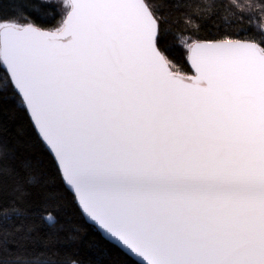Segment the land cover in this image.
Segmentation results:
<instances>
[{"label":"snow or ice","instance_id":"obj_1","mask_svg":"<svg viewBox=\"0 0 264 264\" xmlns=\"http://www.w3.org/2000/svg\"><path fill=\"white\" fill-rule=\"evenodd\" d=\"M68 8L0 20V62L83 211L142 264H264V39L192 43L181 76L151 0Z\"/></svg>","mask_w":264,"mask_h":264},{"label":"trees","instance_id":"obj_2","mask_svg":"<svg viewBox=\"0 0 264 264\" xmlns=\"http://www.w3.org/2000/svg\"><path fill=\"white\" fill-rule=\"evenodd\" d=\"M151 3L160 17V47L170 70L182 76L193 74L185 42L264 39V0ZM62 19L52 1L0 0V20L55 31ZM8 77L0 62V262L13 264L23 253L36 264H138L82 217ZM48 214L52 222L44 219ZM14 224L31 231L18 234Z\"/></svg>","mask_w":264,"mask_h":264},{"label":"water","instance_id":"obj_3","mask_svg":"<svg viewBox=\"0 0 264 264\" xmlns=\"http://www.w3.org/2000/svg\"><path fill=\"white\" fill-rule=\"evenodd\" d=\"M70 11V9H69ZM66 19V16L65 18ZM43 30V29H42ZM47 31V30H45ZM240 41V40H239ZM208 42V41H207ZM241 42H246V41H241ZM195 43V42H194ZM190 56H191V52H190V47L188 49V54H187V61H188V64L193 72V74L189 75V76H192L195 74V70L191 67V59H190ZM4 68L6 69V66H4ZM7 71V69H6ZM8 75L10 76V74L8 73ZM179 75V74H178ZM182 76V75H181ZM15 91L18 93V90L15 89ZM21 99H22V95L18 94ZM23 101V100H22ZM24 103V107H25V110L27 112V115L37 133V135L39 136L40 140L43 142V144L45 145V147L47 148V150L49 151V153L51 154L57 168H58V159L55 158V153L51 150L50 146L47 145V142L43 140L42 138V134L39 133V128L35 125V120L32 118L31 116V111L27 108V105L25 102ZM58 171L60 173V176H61V179L63 181V184L65 185V187L73 194L74 198H75V201H76V204H77V207L82 215V217L85 219L86 222H88L89 224H91L92 226H94L98 231L99 233L108 241L110 242L111 244L117 246L122 252H124L126 255H128L130 258H132L134 261H136L138 264H142L141 260L142 258L141 257H137L136 255L132 254L129 250H126V248L122 247L121 246V243L118 242L114 237H111V234L109 233H106V231L104 229H102L95 221H93L91 219L90 216H88V214L86 212L83 211V206L80 205L79 203V197L77 195H75V190L67 184L66 180L63 178V174H62V169L61 168H58Z\"/></svg>","mask_w":264,"mask_h":264},{"label":"rangeland","instance_id":"obj_4","mask_svg":"<svg viewBox=\"0 0 264 264\" xmlns=\"http://www.w3.org/2000/svg\"><path fill=\"white\" fill-rule=\"evenodd\" d=\"M47 1H52L55 5H57V7L62 12V17L64 19L66 16V12L69 11V9H70V8H68V0H47ZM59 26H60V24H59ZM190 45H191V42H185L182 45V47L187 51L189 49Z\"/></svg>","mask_w":264,"mask_h":264}]
</instances>
